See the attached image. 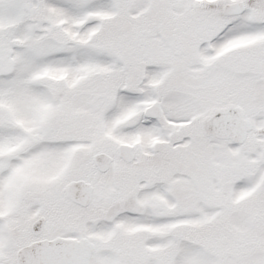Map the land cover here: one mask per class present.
I'll return each instance as SVG.
<instances>
[{
  "label": "snow or ice",
  "instance_id": "snow-or-ice-1",
  "mask_svg": "<svg viewBox=\"0 0 264 264\" xmlns=\"http://www.w3.org/2000/svg\"><path fill=\"white\" fill-rule=\"evenodd\" d=\"M0 264H264V0H0Z\"/></svg>",
  "mask_w": 264,
  "mask_h": 264
}]
</instances>
